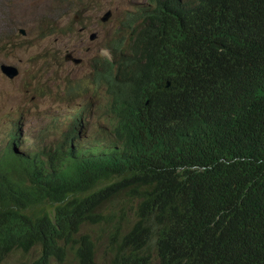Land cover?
<instances>
[{
	"label": "trees",
	"instance_id": "trees-1",
	"mask_svg": "<svg viewBox=\"0 0 264 264\" xmlns=\"http://www.w3.org/2000/svg\"><path fill=\"white\" fill-rule=\"evenodd\" d=\"M150 2L93 63L116 145L85 151L73 127L55 148L23 152L15 134L0 153V264L15 250L96 264L89 224L110 264H264V0ZM122 193L133 224L102 212Z\"/></svg>",
	"mask_w": 264,
	"mask_h": 264
},
{
	"label": "rangeland",
	"instance_id": "rangeland-1",
	"mask_svg": "<svg viewBox=\"0 0 264 264\" xmlns=\"http://www.w3.org/2000/svg\"><path fill=\"white\" fill-rule=\"evenodd\" d=\"M149 8L150 0H0V153L15 134L23 152L51 149L73 127L74 143L85 151L116 145L115 119L108 114L109 98L104 83L96 81L93 63L112 59L111 40L124 38L127 44L132 28L143 21L139 14ZM108 11L111 16L103 21ZM68 52L82 62L67 60ZM2 64L17 67L19 74L6 76ZM137 205L138 199L122 193L102 212L116 211L119 218L123 208L133 224ZM88 228L98 243L96 264H110L115 248L101 234L102 224ZM37 257L33 250H15L1 264H31ZM53 264L68 262L53 259Z\"/></svg>",
	"mask_w": 264,
	"mask_h": 264
},
{
	"label": "water",
	"instance_id": "water-1",
	"mask_svg": "<svg viewBox=\"0 0 264 264\" xmlns=\"http://www.w3.org/2000/svg\"><path fill=\"white\" fill-rule=\"evenodd\" d=\"M111 16V12L108 11L103 17H102V20L103 21H106L109 19V17ZM20 32L25 35L26 34V31L24 29H21ZM66 58L69 59V60H72L73 62L79 64L82 59L81 58H77V57H74L72 53H67L66 54ZM1 70L2 72L10 77V78H14L16 77L18 74H19V69L13 65H9V64H2L1 65ZM169 84H167L168 86Z\"/></svg>",
	"mask_w": 264,
	"mask_h": 264
},
{
	"label": "clouds",
	"instance_id": "clouds-1",
	"mask_svg": "<svg viewBox=\"0 0 264 264\" xmlns=\"http://www.w3.org/2000/svg\"><path fill=\"white\" fill-rule=\"evenodd\" d=\"M151 7H152V2H150V8H151ZM150 8H149V9H150ZM146 10H148V9H146ZM139 18H140V17H139ZM142 22H143V21H142ZM141 24H142V23H140L139 26H140ZM137 26H138V25H137ZM68 53H71V52H68ZM73 56H74V55H73ZM74 57H75V56H74ZM65 58H66V56H65ZM77 58H78V57H77ZM66 59H67V58H66ZM67 60H69V59H67ZM71 61H72V60H71ZM81 62H82V61H81ZM81 62H80V63H81ZM80 63H79V64H80ZM76 64H77V63H76ZM96 81L99 82V84H103V82H102L101 80H99L98 78L96 79ZM167 84H169V85L167 86ZM167 84H166V86L169 87V86H170V82L168 81ZM104 86H105V89H106V85H105V84H104ZM106 94H107V93H106ZM108 98H109V97H108ZM109 100H110V99H109ZM108 103H109V102H108ZM107 111H108V107H107ZM69 132H70V131H69ZM67 133H68V132H67ZM67 133H66V134H67ZM66 134H65V135H66ZM65 135H64V136H65ZM71 135H72V133H71ZM75 135H76V134H75ZM74 139H75V138H74ZM59 142H60V141H59ZM59 142H58V143H59ZM58 143H57V144H58ZM57 144H56V145H57ZM56 145H55V146H56ZM55 146H54L53 148H55ZM48 150H49V149H48Z\"/></svg>",
	"mask_w": 264,
	"mask_h": 264
}]
</instances>
